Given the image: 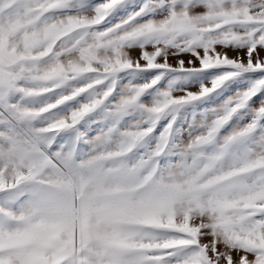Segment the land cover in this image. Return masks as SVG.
Instances as JSON below:
<instances>
[{
    "label": "snow or ice",
    "instance_id": "obj_1",
    "mask_svg": "<svg viewBox=\"0 0 264 264\" xmlns=\"http://www.w3.org/2000/svg\"><path fill=\"white\" fill-rule=\"evenodd\" d=\"M0 264H264V0H0Z\"/></svg>",
    "mask_w": 264,
    "mask_h": 264
},
{
    "label": "rangeland",
    "instance_id": "obj_2",
    "mask_svg": "<svg viewBox=\"0 0 264 264\" xmlns=\"http://www.w3.org/2000/svg\"><path fill=\"white\" fill-rule=\"evenodd\" d=\"M133 55H135V53H133ZM231 55V54H230Z\"/></svg>",
    "mask_w": 264,
    "mask_h": 264
}]
</instances>
